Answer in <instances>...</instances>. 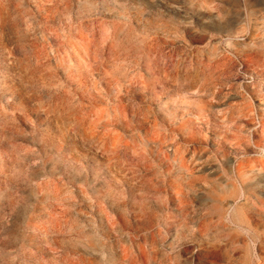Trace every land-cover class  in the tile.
Instances as JSON below:
<instances>
[{
  "label": "rangeland",
  "instance_id": "374dc122",
  "mask_svg": "<svg viewBox=\"0 0 264 264\" xmlns=\"http://www.w3.org/2000/svg\"><path fill=\"white\" fill-rule=\"evenodd\" d=\"M0 264H264V0H0Z\"/></svg>",
  "mask_w": 264,
  "mask_h": 264
},
{
  "label": "bare ground",
  "instance_id": "6f19581e",
  "mask_svg": "<svg viewBox=\"0 0 264 264\" xmlns=\"http://www.w3.org/2000/svg\"><path fill=\"white\" fill-rule=\"evenodd\" d=\"M179 192V191H178ZM180 192H181V190H180ZM182 197V196H181Z\"/></svg>",
  "mask_w": 264,
  "mask_h": 264
}]
</instances>
